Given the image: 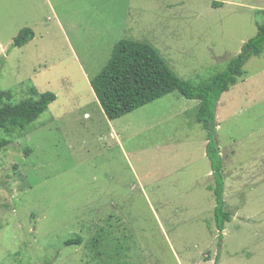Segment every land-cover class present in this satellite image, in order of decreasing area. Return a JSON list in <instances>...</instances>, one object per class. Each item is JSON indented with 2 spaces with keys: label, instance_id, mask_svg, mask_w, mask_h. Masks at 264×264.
<instances>
[{
  "label": "rangeland",
  "instance_id": "obj_1",
  "mask_svg": "<svg viewBox=\"0 0 264 264\" xmlns=\"http://www.w3.org/2000/svg\"><path fill=\"white\" fill-rule=\"evenodd\" d=\"M263 10L264 0H0V91L57 95L23 134L0 128L11 140L0 150V264H264V51L217 108L223 231L199 100L175 90L110 120L91 86L123 38L156 46L186 80L208 79L256 35ZM23 28L34 37L14 46Z\"/></svg>",
  "mask_w": 264,
  "mask_h": 264
},
{
  "label": "trees",
  "instance_id": "obj_2",
  "mask_svg": "<svg viewBox=\"0 0 264 264\" xmlns=\"http://www.w3.org/2000/svg\"><path fill=\"white\" fill-rule=\"evenodd\" d=\"M218 5V3H216ZM264 12V10H263ZM34 37L31 28H23L14 40V46H23ZM264 51V22L258 23L255 36L244 43L225 70L210 78L193 82L180 77L169 65L159 49L146 41L123 38L114 47L112 56L93 78L91 86L110 120H115L159 99L172 91L199 100L196 118L207 132L206 154L211 162L216 198L215 222L223 231L232 213L225 208V174L223 157L216 138L217 108L224 92L245 74L244 66L252 56ZM26 97L15 100L13 91H0V128L7 133L26 131L56 100L52 91L40 92L35 85L27 88ZM11 140L0 139V150ZM27 148V152H31ZM81 238L69 239L66 244L81 243Z\"/></svg>",
  "mask_w": 264,
  "mask_h": 264
}]
</instances>
